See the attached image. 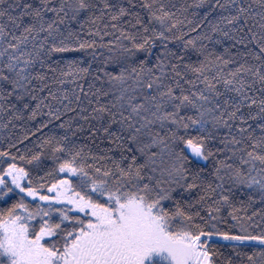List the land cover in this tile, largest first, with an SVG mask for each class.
Wrapping results in <instances>:
<instances>
[{"label":"snow or ice","instance_id":"6c2138e0","mask_svg":"<svg viewBox=\"0 0 264 264\" xmlns=\"http://www.w3.org/2000/svg\"><path fill=\"white\" fill-rule=\"evenodd\" d=\"M0 264H264V0H0Z\"/></svg>","mask_w":264,"mask_h":264}]
</instances>
